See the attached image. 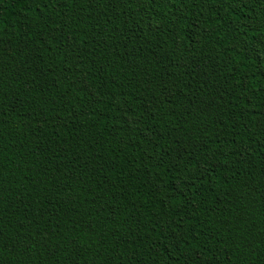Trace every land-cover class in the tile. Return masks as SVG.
I'll list each match as a JSON object with an SVG mask.
<instances>
[{
    "label": "trees",
    "instance_id": "trees-1",
    "mask_svg": "<svg viewBox=\"0 0 264 264\" xmlns=\"http://www.w3.org/2000/svg\"><path fill=\"white\" fill-rule=\"evenodd\" d=\"M0 264H264V0H0Z\"/></svg>",
    "mask_w": 264,
    "mask_h": 264
}]
</instances>
